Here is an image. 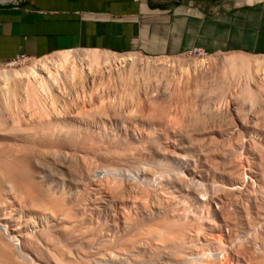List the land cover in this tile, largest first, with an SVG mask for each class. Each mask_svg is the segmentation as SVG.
Instances as JSON below:
<instances>
[{"label":"bare ground","instance_id":"bare-ground-1","mask_svg":"<svg viewBox=\"0 0 264 264\" xmlns=\"http://www.w3.org/2000/svg\"><path fill=\"white\" fill-rule=\"evenodd\" d=\"M174 59H176V58H174ZM174 59L168 57L167 55H163V56H149V55H142V54L140 55L138 52H135V51L116 52V51H102L101 49H96V48H94V49H86L85 48V49H81V50L56 51L53 54H49V55H45V56L36 58L34 63H32L30 65L21 66L19 68L8 67V68H1L0 69V264H142L143 260L141 259V257H144L143 255L147 256V264H155L154 262H156V261L153 262V257L155 255L159 254L158 249H159V247H161L162 244H167V245L172 247L169 249L166 248L167 250H169V252L166 250L167 253H169V254H170V252L173 253V255L172 254L169 255V256H172V259H174V258L179 259L181 257L180 251L183 250L182 249L183 246L181 244L182 241L180 240L182 237L181 236V232H182L181 227L183 226L182 224L184 222H186V220H188V219L185 220V217H188V216H185V215L183 216L181 214V213H184L186 211V209H188L187 205H184V206H187L186 209H184L185 207L183 208L184 211H183V209L180 210V212H181L180 214L178 212L179 210H177V209H180L182 207L180 205L181 207L179 206L180 207L179 208L177 205L180 204L181 198H182L181 195H183V194H181L180 196L178 195L179 198L181 197L180 200L178 199V201H177V199L175 198L176 199L175 200L176 203H175L174 199L171 200L173 198V197L171 198V196L174 194V192H173L174 190L172 189V187H170V185H166V186L163 185L165 188L168 186L167 190L170 187V191L173 192V194H171V196L169 193L170 191L167 192L166 196L169 194L168 196H170V198H171L170 199L168 197L170 199V202L167 203L166 202L167 200L163 199V196H161L162 197L161 199L159 196V194L161 195V193L164 191V189H165L164 187L162 188L163 190L162 191L160 190L161 192L158 193V192H156L157 187H155L156 189L154 188L155 191L150 189V187L153 186L150 183V181H149L150 186L148 185L149 187L147 186L148 188H146V186H144L142 184L143 183L142 181H145V180H142L141 183H139L138 180L133 182L135 179L132 180L131 176L129 177V175L132 174L133 175L132 177L135 178L134 177V171L139 173L140 172L139 168L141 167V166H139V164L141 163V162H139L140 160L138 161L139 164H136L138 159L136 160L135 157H133L129 154V153L134 151V150L132 151V149H131V148H133V145L135 144L134 142L137 141L138 142V143L136 142L137 145L139 144V142H140V144L143 143V145H141V146H144V144L147 146L153 145L155 147L154 149L156 151H159V148L160 149L163 148V147H161V145H163L162 143L164 142L163 140H162L163 142H161V140H160L161 137H159V141L161 142V145H160V143H158L155 140V139H158L156 137L158 135H156L154 133L153 134L156 135L155 136L156 138L154 136H152L154 138L147 137V134H145L144 136L140 134L141 136L138 135V137H137V136H135V134L139 130V125L137 127L138 130H136L137 132L134 131L135 130L134 128H136L137 124L135 125L134 128L132 127L133 131L135 132V134L133 135V133H132L133 131L128 127V125L124 126V124L122 123L123 125H121V127H118L119 130H117V131H120L121 134L126 135L128 137L129 142H130V140L132 142L134 141L132 143L133 144L132 147H131V144H130L131 142H130L128 144V146H126L127 149L123 148V150H125V152H124V155H122L123 150L121 149V146L117 143L120 141L118 138V136L120 134H118L117 137L115 136L117 138L116 140L115 139L112 140L114 137V134H112V132L108 131L109 134H111L110 135L111 136V141H110L111 144L114 146H115V144H118L120 147L119 149H121L122 152H121V150L119 151V149H118L119 153L117 151H115V152L111 151L110 154H109V152L104 154L106 151L105 147H104V153H100L101 147L103 149V146L100 147L99 142L103 141L105 138V136L101 135V132L103 129H104V131H106L105 130L106 125L104 123H103L104 126L101 124L105 128L100 130L101 131L100 132L98 129L100 127L96 128V126L92 123L93 119L92 120L90 119V121H91L90 122L89 120H84L83 118H81V115L80 116L79 115H70V117L67 115L61 116L62 115L61 112L64 113L63 109H65L66 103H64L65 104L64 106L60 105V103H61L60 101H62V100H64L65 102L70 100L72 102L71 98L70 99L68 98V100H67L66 97L68 95H69L68 97H70L71 94H73V93H74V95H76L77 94L76 92L80 89H81L80 92L82 93L84 88H86V89L90 88L92 93H93V94L90 93V95L94 96V90L96 89L95 88L96 83H97V85H98V83L104 85L101 87V88H103L102 89L103 93L104 92L106 93V91H109V90H107V88L112 90V88H114V86L116 88V86H121V85L129 86V89L133 88V85H135L139 91L138 86L141 85V88L146 89V87H147V85H149V83H152V85L155 84L153 82L158 83V85H160V86H165V88H166V86L169 83H171V81H173V82H175L174 85L177 86V85L181 84L180 86L184 87L185 83L187 82V79H189V77H192L194 72L199 70L198 74L195 73V74H197V77L193 79L194 84L195 83H197V85H200V84L206 85L207 84L209 92H213V91L215 92L216 90L218 92H223V91L229 90L231 87H232V89H233V87H236L237 92L239 91V92L243 93L244 96H241L242 98H240V99H239V96L238 97L237 96L236 97L235 96L234 97L229 96V98L228 97H223V98L220 97V99L223 102L218 103V105H216V110L220 111L222 109V107H221L222 104H224L225 109L232 115L233 120L230 122V120L232 118L231 119L229 118L230 120L229 119H228L229 121L224 120L225 121V123H224V121L222 122V119H224V118H222L220 121L226 125L225 128H224V125L222 127L217 126V128H215L217 124L218 125L221 124V122L220 123L216 122L217 124L214 125V128H212V129L209 128L207 131H204L205 129L204 130L202 129L203 131H201V133L199 134L200 139L207 137V139L208 138L210 139V142H209L210 144H207V142H208V141H206L207 139L202 140V142L206 141V142H204L203 145L197 144L198 145L197 151L199 150V153L197 154L198 156L197 155L196 156L198 158L200 156H203L204 158L209 157L210 159H212L211 157L214 158V156L220 152H222V154L224 153V155H226L227 152L229 153V151H228L229 148L227 147L228 148L227 149L226 145H228V142H229L230 145H228V146L229 147L233 146V145H231L230 141H232L233 144H235L234 143L236 141L235 137H237L239 135V134L238 135L236 134L237 132L234 129L235 125H236L235 127H237V125L239 127H241L242 130H244L243 132L248 133L247 136H244V137H247V139L244 138L245 143H247L246 144L247 147L251 141H254V144H251L252 143L251 142L250 146L251 145L252 146L254 145L253 147L257 146L256 148L261 149L263 152V148L261 146L264 145L263 144V142H264V129L261 128V125H260L261 129L253 127V125L248 123V120H247V122H245L244 121L245 117H243L241 112H240V110L242 112L244 110L239 109L240 106L238 105V103L239 102L245 103V101L264 103V99H261V98L257 99L258 98V95H257L258 91H256V90H264V55H254L251 57H248L246 54H228V55H225V56L221 57L222 61H219L222 63V65H220V67L222 66V68H221V70H219L218 74L214 73V71L213 72L205 71V69H207L209 67V64L212 63V62L208 63L205 58H196L193 61H188V59L187 60H180L179 58H178V60L177 59L174 60ZM220 67H218V68H220ZM213 68H215V67H213ZM189 83H191V82H189ZM150 86L151 85H149V87ZM159 88H161V87H159ZM186 88H187V86H186ZM98 89H96V90H98ZM124 89L127 90V88L122 87V90H124ZM151 89H153V88H151ZM151 89H150V91H151ZM111 90L109 93H111ZM158 90L159 89H157V91ZM130 91L133 92L132 90H130ZM136 91H137V89H136ZM142 91H143V89H142ZM114 92H116V91H114ZM128 92H129V90H128ZM183 94H186V92H184ZM198 94H202V93H198ZM77 95H79V94H77ZM90 95H88V96H90ZM79 96H77V97H79ZM81 96H83V95H81ZM93 96H91V97H93ZM96 96H98L96 98L100 99L99 96H102V93L100 95H96ZM105 96H107V95H104V97ZM129 96H131V95H129ZM91 97H89V98H91ZM189 97H192V96H189ZM194 97H196V96H194ZM198 97H196V99ZM200 97H201V95H200ZM208 97L205 96L204 98H208ZM101 98H103V97H101ZM183 98H184V95H183ZM98 99H95V100L97 101ZM118 99H116L117 100L116 103L119 102ZM184 99H186V98H184ZM190 99L192 100L193 98H190ZM73 100H75V99L73 98ZM90 100L92 101L93 98ZM107 100H108V98H107ZM109 101H110V99H109ZM73 102H75V101H73ZM79 102H80V100H79ZM87 102H86V104H87ZM101 102H102V100H101ZM106 102H108V101H106ZM187 102H189V100ZM191 102H193V100ZM210 102L211 101H209V104H210ZM212 102H214V100ZM116 103H115V105H116ZM197 103H196V105L199 108L201 105L199 103V105H200L199 106ZM204 103H208V102H203L202 106H204ZM230 103H231V105H229ZM232 103H234V105L237 103V106H233ZM76 104H73V105H76ZM79 104L80 103H78V105ZM100 104H102V103H100ZM104 104L105 103H103L102 107H104ZM179 104L182 105L181 103H179ZM194 104L195 103H193V105ZM73 105H72V107H73ZM88 105H90V104H88ZM88 105H86V106H88ZM112 105H114V104L111 103V105H109V107L111 108ZM119 105H120V102H119ZM213 105H211V106H213ZM67 106H68V104H67ZM91 106L93 107V105H91ZM182 106H184V105H182ZM182 106H180V108ZM74 107H73V110L77 106L75 108ZM83 107L85 109V104L83 105ZM92 107L90 110L95 109L94 107L93 108ZM97 107H98V111H94L95 114H96V112H98V113L100 112L99 111L100 110L99 105ZM118 107H119L118 109L122 110L123 106L121 104V106H118ZM204 107H203V109L206 108V107L205 108ZM213 107H212V109H213ZM79 108H82L81 105ZM154 108H155V106H154ZM159 108H163V107H159ZM166 108H168V107H166ZM184 108H185V106H184ZM207 108H208V106H207ZM252 108H254V107L251 106L250 109H252ZM263 108H264V106H262V109ZM84 109H81V110H84ZM103 109L104 108H102V110ZM106 109H104L106 112H107V110L109 111V109H107V110ZM113 109H115V108L113 107ZM191 109H192V107H191ZM77 110H78V112L81 111L79 109H77ZM86 110H87V108L85 109V112H86ZM102 110L100 113H102ZM110 110H112V109H110ZM151 110H153V109H151ZM196 110H194V111L196 112ZM199 110H200V108H199ZM253 110H256V109H253ZM162 111L163 110H161V112ZM179 111L180 110H178V112ZM189 111H190V107H189ZM67 112H68V110H67ZM81 112H83V114H84V111H81ZM81 112H80V114H82ZM87 112L85 114H87ZM117 112L115 111V114ZM123 112H124V109H123V111H121V114H122L120 116V117H122L120 119L121 121L124 119ZM143 112H141V113L143 114ZM174 112L175 111H173V113ZM199 112H201V110ZM209 112H210V110H209ZM245 112H248V111H245ZM257 112H256V114H257ZM260 112H258V113L260 114ZM6 113H8L9 114L8 116H11V117L7 118L6 116H4V114H6ZM73 113L77 114L75 111ZM89 113H92V115H93V112L90 111ZM100 113L98 114V117H99ZM155 113H157V111ZM158 113H159V110H158ZM158 113H157V117L159 115ZM181 113L183 114L184 112H181ZM187 113H188V111H187ZM206 113L208 114V112H206ZM263 113H264V111H263ZM69 114H71V113L69 112ZM111 114L108 115V113H106V115H108L110 117H111ZM124 114H125V112H124ZM144 114L147 115V114H151V113L145 112ZM162 114L163 113H161V116H162ZM256 114L254 113V111L249 112L248 113L249 121H252L253 119L257 118L258 115H256ZM106 115H105V117H108ZM112 115L115 116L114 112ZM117 115H120V113H118ZM173 115L176 116V114H173ZM191 115H194V113H192ZM211 115H210V117H211ZM20 116H23L25 118L20 117ZM87 116L90 117L89 114H87ZM140 116H138V117H140ZM142 116H143L142 118L144 121V120L148 119L146 117H148L149 115H147L146 117H144V115H142ZM150 116H152V115H150ZM177 116H176V119H180ZM188 116L189 115H187V117ZM196 116H197V114H195V119H197ZM207 116H205V117L208 118L209 121L204 122V123L209 124L210 119H213V118L209 119V117H207ZM260 116L262 117V113ZM260 116H259V119H260ZM85 117H86V115H85ZM89 117H88V119H89ZM154 117H155V114H154ZM187 117H186V119H187ZM189 117H188V119H189ZM215 117H217V115ZM100 118H101V116H100ZM125 118H127V117H125ZM136 118L137 117H135L134 119H136ZM149 118L151 120H153L152 119L153 117L152 118L149 117ZM159 118L162 119V121L165 120V119H163L164 117L159 116ZM202 118H204V116ZM206 118L204 120H206ZM96 119H98V118H96ZM138 119H140V118H138ZM150 119L147 120L148 122H143L142 126L148 125V123L150 122ZM171 119L172 118H170V120ZM198 119H199V117H198ZM245 119H247V118H245ZM259 119L257 118V120H259ZM100 120H102V119H100ZM124 120H126V119H124ZM154 120L158 122L159 119L157 118V120L156 119H154ZM215 120H218V119L215 118ZM136 121H137V119H136ZM140 121L142 122V120H140ZM165 121H167V120H165ZM180 121H181V119H180ZM190 121H188V122L190 123ZM198 121L199 120H197V122ZM213 121H214V119H213ZM263 121H261V122H263ZM184 122H182V124ZM199 122H201V118H200ZM96 123H98V122H96ZM189 123H188V125H189ZM210 123H212V122H210ZM150 124H152V123L150 122ZM162 124H163V126L161 128H163L166 123L164 124L162 122L161 125ZM185 124H187V120H186ZM194 124L195 123L192 124L194 126V128L199 127V126L197 127V124H195L196 126ZM213 124H214V122L212 123V125ZM158 125L160 126V124L157 123L156 127ZM177 125H179V124H177ZM102 126H101V128H102ZM112 126H113V124H112ZM169 126H172V125H169ZM193 126H191V128ZM201 126L202 125H200V128H201ZM145 127L147 128V126H145ZM148 127L150 128V126H148ZM156 127L151 129V130L153 131L154 129L158 128V127L157 128ZM178 127H180V125ZM184 127H186V125ZM189 127H190V125L188 126V128ZM149 128L147 130H149ZM159 128H158V130L160 131ZM172 128L173 127H171V129ZM191 128H189L187 130H186V128L185 129L182 128V129L184 131L185 130L190 131ZM112 129H113V127H112ZM114 129L115 130H113V133L116 131L117 128H114ZM171 129L167 128L166 130H168V131L170 130V132H172L173 129L172 130ZM177 129H176V133H177V131H180ZM182 129H181V131H182ZM107 130H109V129H107ZM166 130H164V132ZM142 131H144V129ZM168 131H166V132H168ZM140 132H141V130H140ZM194 132L198 133L199 131L197 132V130H196ZM226 132L230 133L229 134L230 136H232V135L234 136V134H235V137H233L234 139L230 140V141H229V139H230L229 137H228L229 139L227 137H224V138H226L225 139L226 145L221 143L224 147V150L226 148L227 152H226V150L223 151L222 145L220 147L219 144H214V139H213V137H215V136H218V138H219L220 136L227 135ZM251 132H255L259 138H261V139L263 138L262 139L263 142L259 140L258 143L259 142H262V143L261 144L256 143V141L258 140L257 139L258 137L256 138V137L252 136L250 134ZM104 133L107 134V132H104ZM195 133H194V135L193 134L192 135L195 136ZM109 134L107 136L108 139L106 138L107 140H110ZM116 134H117V132H116ZM148 134H149V132H148ZM150 134H152V132H150ZM161 134H163V133H161ZM169 134H172V133H169ZM243 134L244 133H242V135L240 134V137L243 136ZM181 135H183V131H182ZM186 136H188V135H186ZM251 136L257 140L256 141H255V139L253 140ZM122 137L120 139L124 140L125 136H122ZM169 137H171V135H169ZM189 138H190V133H189ZM198 138L194 137V139L192 141L195 143L196 142L195 139H198ZM191 139L190 140L188 139V140L190 142H192ZM123 140L120 141L122 143V144L121 143L120 144L126 145L127 143H123L124 142ZM175 140H177V141H175ZM242 140H243V137H242ZM242 140L240 138H238L237 139L238 143L236 141V144L241 146L239 144V141H242ZM171 141L174 143V145H173V143H171V145H173V147L170 148V149H172L170 151L171 152L170 153L171 160L168 161V159H165V161L163 162L164 158L161 159L160 157H155L154 161L155 160L157 161V162L155 161V163H157L155 165L154 161H151L153 163L150 162V159L153 156H155L154 154H152L150 159H149V157H148V160L144 159L148 163L150 162L149 168H150L151 164H154L156 167L161 166V165H163V167L164 166L168 167V165L170 164V166H171V164L173 162L176 164V167L178 166V170L181 168H184V170H187V172L190 176L189 178L192 179L191 182H189L191 184L190 187H188L189 184L187 185V183L185 182V179H188V177L184 178V175H186V173L183 170H182V173L184 175L181 172H176V173H174V179L173 180H174V182H178L180 185L181 184L185 185V183H186L185 186H187V187H185L186 193L184 195L190 194L189 196L193 197L195 203L197 201L198 202L204 201L208 204H210L211 202H212V204L214 202L216 203L217 200H221L220 197H222V196H220V197L217 196L218 198H215V196L217 194L219 195L220 192H222L224 194L223 195L224 198H225V195L229 196L228 194L230 192H231V194L234 193L233 196L235 195V193L236 194L240 193V198H241V193L243 194V192H241V190H242V187H241L242 177L241 176L242 175H240V173L237 171L238 169H234L235 167L233 168L232 166H229V164L223 166V164L220 163V161H218L219 164L222 165L220 168L219 164H216L215 162H214V165L210 164L209 163L210 161H208L205 158L207 163H209L211 165V166L210 165L209 166H210V170L213 173V175H212L213 178H210L208 176L205 177V175L208 174L209 171L205 174L204 168L203 169H201V168L195 169L194 166L197 167L196 164L195 165L193 164L194 165V166H192L193 168L189 167V163H190L189 160L193 157L195 160L196 156H193V155L196 153H194V152L191 154L186 153V152H189V151H187V146H186L187 144L185 145L184 141L181 138H179V139L174 138V140L172 139ZM222 141L224 142L223 138H222ZM211 142H213V143H211ZM242 142H244V141H242ZM107 143H109V142L107 141ZM194 143L192 144L193 149L196 150V147L194 148V146L196 144L194 145ZM205 143L207 145H205ZM255 143H256V146H255ZM158 144L160 145V147H158ZM118 145H117V147H118ZM124 145H123V147H125ZM139 145H138V147L140 148L141 146H139ZM171 145H169V146H171ZM259 145H260V148L258 147ZM188 146H189V143H188ZM128 147L131 150L129 153H127L129 150ZM138 147L135 146L136 149H138ZM145 147L146 146H144L143 148H145ZM244 147H245V145H244ZM247 147H245V148L247 149ZM253 147L252 148L250 147V148L253 149ZM143 148H141V149H143ZM147 148L148 147H146L144 151H146ZM165 148L167 149V147H165ZM237 148H238L237 146H236V149H235V146H233V148L229 149V150L230 151L232 150V152L233 151L235 152L236 150H238ZM250 148H249V150H251ZM154 149L149 148L147 150V153L149 150H151V152H149V154L152 153V151L154 152L155 151ZM166 149H165V152H166ZM239 149H241V148L239 147ZM261 150H257V151L254 150L255 152L253 154H256V152L259 151V153H258L259 157H261V159H262L263 154L260 155L262 153ZM165 152H163V154H165ZM120 153H122V154H120ZM89 154L91 156H93V157H91V159L96 158V160H98L97 162L99 163V165L102 164V166H104V169L102 168L100 170L101 166L99 168V167H97L98 165H95L96 160L93 159L94 162H92L91 159H89L87 157V156H89ZM161 154L159 156H161ZM186 154L187 155L190 154V156H186ZM224 155L220 154L221 157ZM162 156H165V155H162ZM227 156H228V154H227ZM187 157H191V158L189 159ZM221 157L219 159L222 160L225 156L223 158H221ZM87 158L90 160V163H89V160H87ZM158 159H159V161L162 160L161 165H159ZM216 159H218V158H216ZM216 159H214V161ZM86 160H87V162H85ZM144 160L142 159L141 161L145 162ZM152 160H153V158H152ZM187 160L189 163L187 162ZM224 160H222V161H224ZM128 161L132 162V164L133 163L136 164V165L131 164L132 167L135 169H132V167H130V168L128 167V169H125V167L129 163ZM198 161H199V159H198ZM125 162H127L126 166H124ZM169 162H171V163H169ZM216 162H217V160H216ZM254 162L252 161V163H254ZM82 163H85V165ZM87 163H89V167L90 166L92 167V163H94V167L89 168ZM122 163L124 164V165H122L123 167H121V166L116 167V165H118V164L121 165ZM81 164L84 165L85 168L88 167V170L93 169L94 176H96L95 173L97 175H99V171H102V172L106 171L108 173L112 170L113 172L115 171L116 173L114 172L115 173L114 174L113 172H111V175L108 173V175H110L112 177L111 179H108L109 176L108 175L106 176V174H105L106 178L104 176L102 178L105 180L108 179L106 182L103 181V183L102 182L95 183L97 181L96 180L94 182L95 184L91 183V185L95 186L94 188H96V191H95L96 193H93L91 195L90 193L88 194L89 191H86V194H88V195H83L82 191L80 193V191L77 189L78 188L77 186H79L78 185V171H80L78 169H80L79 166H81ZM86 164H87V166H86ZM144 164H146V162ZM175 164L174 165L172 164V170H174ZM256 164L258 165L260 163H256ZM109 165H111V167H109ZM141 165H143V164L141 163ZM146 165H148V164H146ZM146 165H143V166L146 167ZM216 165H217V167H219V169H217ZM230 165H232V164H230ZM248 165H250V163ZM84 166H82V167H84ZM112 166H115V167H112ZM261 166L263 167V169H261V171H262L261 173L264 174V171H263L264 166L263 165H261ZM163 167L161 166L160 168H163ZM255 167L257 168V166H255ZM85 168H83V170ZM98 168H99V171H96ZM157 168L160 169L159 167H157ZM143 169H144V167H143ZM146 169H144V170H146ZM81 170H82V168H81ZM83 170H82V172H83ZM85 170H87V169H85ZM130 170L132 171V173ZM141 170H142V168H141ZM163 170H164V168L162 169V172H163ZM169 170L172 171L171 169H169ZM90 171L89 172L87 171V173H89V175L91 174L92 176L91 175L90 176L93 177V174H92L93 172L90 173ZM124 171H128L129 173L127 172L125 174V173H123ZM147 171H148V169H147ZM258 171H259V169H258ZM82 172H79V173L83 174ZM85 172L86 171H84V173ZM106 172H104V173H106ZM143 172H145V171H143ZM112 173L114 174V176L115 175L117 176V173L120 174V176L122 174H123L122 176H124V174H125L126 176H128L126 179V182H121V180L123 178L115 176L116 178H120L119 179L120 181L118 179L116 180V178L113 177ZM256 173H255V175H256ZM261 173H259L260 176L262 175ZM214 174H217L219 176V179L221 178L220 183L215 182V180H214L215 175ZM83 175L85 176L86 174H83ZM83 175H81L80 177H82ZM89 175H87V176H89ZM239 175H240V177H239ZM195 176H197V177L200 176L199 179L201 178V176H202V178L204 177L205 182L204 181L201 182V181L197 180V178ZM89 177H87L88 178L87 180H89ZM100 177H99V179L103 180ZM168 177H169V180H171L170 175ZM256 177H257V175H256ZM262 177H264V176L262 175ZM194 178H196V180ZM84 179H86V177H83L81 180H83L82 182L83 183L85 182V184L87 185V183H86V181H84ZM97 179H98V177H97ZM99 179H98V181H99ZM90 180L93 181L94 179L90 178ZM147 180H149V179L147 178ZM169 180L167 179V182ZM89 181H88V183H90ZM122 181H124V180H122ZM171 182H173V181H171ZM83 183H81V185ZM85 184L82 185V188H83V186H85ZM144 184H145V182H144ZM168 184H169V182H168ZM180 185H179V187H180ZM183 186H182V188H184ZM91 188H92V186H91ZM173 188H175V187H173ZM197 188L198 189L203 188L202 189L203 193L201 194L202 196H200L199 195L200 193H198V191L201 192V189L198 190ZM79 189L81 190V187ZM246 190H247V188H246ZM252 190H255V188ZM252 190H251V192H252ZM157 191H159V190H157ZM165 191H166V189H165ZM182 191H183V189H182ZM243 191H245V190H243ZM90 192H92V191H90ZM177 192H178V190H177ZM183 192H180V190H179V193H183ZM196 192H197V195H196ZM245 193L248 194V192H245ZM253 193H254V191H253ZM162 194H165V193H162ZM238 194H237V197L239 196ZM173 196H176V194H174ZM230 197H232V195ZM230 197H228V198L231 199ZM129 198L130 199L132 198V201L127 200ZM213 198H215L217 200L214 201ZM162 199H163V201H162ZM183 199H185V198L183 197L182 200ZM187 199H188V195H187ZM189 199H190V197H189ZM172 201H174V202H172ZM221 201L223 202L224 199ZM255 201H254L255 206L254 207L252 206L254 210L252 209L251 211H255V213L258 215L256 217H258V219L260 220V217L262 215H261V213H258V211L260 210L261 206L260 207L257 206ZM177 202H178V204H177ZM186 202H187V200H186ZM234 202H236V201L234 200ZM230 203H232V202H230ZM115 205L120 207L119 211H116L113 208ZM175 207H177V208H175ZM220 207H221V205H220ZM222 207L224 209V206H222ZM225 207H226V205H225ZM226 208L228 209V207H226ZM241 208L243 209L244 206ZM176 210H177V212H176ZM228 210H229V212L232 213V211H230V209H228ZM228 210H225L226 213L228 212ZM237 211H238V208H237ZM186 212H188V211H186ZM212 212H213V216L215 217V219L218 216L217 213L220 212V214H219L220 216L222 214L221 209H219V212H217V213L214 211H212ZM229 212H228V215H229ZM226 213H223V215H226V217H227L228 215ZM238 213H240V212L238 211ZM244 213H245V215H244V217H242V216H240V214L238 216V214L233 212L232 216L235 217L234 214H236L238 216V219L237 218L233 219L231 215H229V216L233 220L230 217H227V219H225V221L229 220V218L231 219V221H229V222H232V224L229 225V223H227L229 225L228 227L231 229V231L226 234L227 235L226 239L224 241V244L222 245V247H224V248L220 247L222 244L221 240H220L221 244L218 248H219V250L220 249L226 250L227 255L224 254L225 253L224 252L222 254L223 256L227 257L229 253L232 254L231 258L230 257L229 258L235 259L234 260L235 262H232L230 264H233V263L243 264L239 260L244 259L245 257H242L239 259L238 256H240V254H242V256H246V255H244V254H246L244 252H247L246 250L248 248L245 249L243 246L242 247L243 251H242V250H240L241 248H239V247L242 245H246V244L250 243L249 242L250 240L248 242H245L244 240L247 241V239H249V237H251L250 234L253 232V228H252L253 225H251V224L249 225L248 218H247V212L244 211ZM177 214L182 215L179 217H182V218L184 217L185 221L182 218H180L179 220L182 219L183 222L179 221L178 220L179 217ZM185 214L188 215L187 213H185ZM226 217L224 216V218H226ZM193 219H191V220H193ZM258 219H256L257 222H258ZM178 221H179V223H178ZM215 221H217V219ZM222 221H224V220H222ZM189 223H192V225H195V227L197 225V224H193V223H195V220L193 222H189ZM189 223H188L189 227L192 226ZM221 223L223 224V222H221ZM221 223L218 222V225L221 226L220 225ZM227 224H225V226ZM244 224H246V225L248 224L251 227L248 228V226H246L247 229H245V231H244V229H243V227L245 226ZM214 225H215V223H214ZM255 225H254V228H255ZM211 226H212V224H211ZM257 226H259V222H258ZM187 227H185L184 230ZM219 229H220V227H219ZM250 229L252 231H250ZM259 229L257 230L258 232H259ZM246 230H248V231H246ZM255 231H254V233H252V236L254 237L253 238L254 241L257 243V240H255V236L257 239V237L260 235L255 234ZM232 232H235V234L233 235ZM237 232H240V233H237ZM179 236H181L180 239H179ZM220 237H221V235H220ZM222 237L224 238V236H222ZM148 238L156 240L154 242H156L159 246L156 244L158 247L153 248V249L158 250L157 252L156 251L147 252L148 248L146 249L147 246H145L144 242L145 241L147 242ZM219 239H222V238H219V236H218V241H219ZM178 240L181 242L180 245L182 247L180 245H178V243H179ZM215 241H216V239H215ZM243 241L245 242V244L243 243ZM255 242H253V243H255ZM203 243H202V245H203ZM217 243H219V242H217ZM241 243H242V245H241ZM205 244L207 246L204 245V247H208L209 244L211 246V243H209V241L205 242ZM167 245H165V246L167 247ZM163 246L164 245H162V247ZM178 246H180V248L182 250H180V248H179V251H178L177 250ZM217 246H218V244H216V247L215 246L214 247L218 250ZM246 247H248V246L246 245ZM254 247H256L255 244H254ZM162 249H165V247H163ZM216 249H214V250H216ZM255 249H257V248H255ZM204 250H206V249L204 248L203 251ZM258 250H260V249H258ZM182 253H183L182 255L184 256V251ZM206 254L209 255V253H207V250H206L205 254H203L202 257H205L204 255H206ZM212 254H214V253H212ZM160 256H159V259L161 258ZM215 256H217V255H215ZM190 257H191V255H190ZM214 257H212V259ZM259 257H263V256H259ZM165 258H167V257H165ZM165 258H163V259H165ZM184 258H185V256H184ZM215 258L213 259V261L216 260L214 262H217L218 260H219L218 262H221L220 259L217 260V258L216 259ZM169 259H167L165 263L163 262V264H166V263L168 264L169 262L173 261L172 259H171L172 261L171 260L169 261ZM178 259H176L177 260L176 264H181L182 261L179 262L180 260L178 261ZM193 259H195V258H193ZM193 259H190V262L193 261ZM198 259H201V257ZM208 259H211L210 255L208 258L205 259V261H208V263H211V262H209L211 260H208ZM224 259H225V257H224ZM260 259L262 260L263 258H260ZM196 260H197V258L195 259V261ZM221 260H223V258ZM160 261H157V262L159 263ZM162 261H164V260H162ZM202 261H203V259L201 260V263H202ZM224 261H226V259ZM161 262H160V264H161ZM197 262H198V260L196 261V263ZM214 262H213V264H214ZM229 262H228V264H229ZM193 263L195 264V262H192L191 264H193ZM199 263H200V261H199ZM204 263L208 264L207 262H203L202 264H204ZM263 263H264V261L259 262L258 264H263ZM187 264H189V261L187 262ZM220 264H223V263H220ZM224 264H226V263H224Z\"/></svg>","mask_w":264,"mask_h":264},{"label":"rangeland","instance_id":"rangeland-1","mask_svg":"<svg viewBox=\"0 0 264 264\" xmlns=\"http://www.w3.org/2000/svg\"><path fill=\"white\" fill-rule=\"evenodd\" d=\"M82 48H77V49H72V50H81ZM102 51H110V50H103V49H101ZM56 51H53V52H51V53H49V54H53V53H55ZM136 52V51H135ZM139 53V52H138ZM49 54H47V55H49ZM140 55L142 54V53H139ZM228 54H246L248 57H251V56H254V55H264V54H250V53H244V52H236V51H219V52H214V53H206V54H204V55H200V56H196V55H188V54H176V55H167L168 57H170V58H172V59H174V58H176L177 60H178V58L180 59V60H187L188 59V61H193V60H195L196 58H205L206 60H207V62L209 63V62H212V63H210L209 64V67L207 68V69H205V71H208V72H213L214 71V73H219V70H221V68H222V66L220 67V65H222V63L221 62H219V61H222L221 60V57H223V56H225V55H228ZM142 55H145V54H142ZM44 56V55H43ZM41 57V56H40ZM217 57V58H216ZM36 58H39V57H28L27 59H21V60H10V61H7V62H2V63H0V69L1 68H8V67H16V68H19V67H21V66H25V65H30V64H32V63H34V61L36 60ZM176 59H174V60H176ZM218 63V64H217ZM218 67H220V68H218ZM213 67H215V68H213ZM218 68V69H217ZM211 69V70H210ZM218 71V72H217ZM198 72H199V70L198 71H196V72H194V74H193V76L192 77H189V79H187V82L185 83V85L187 86V88H186V86L184 85V87L183 86H180L181 84H179V85H174V83L175 82H173V81H171V83H169L167 86H166V88H165V86H160V85H158V83H156V82H153V83H155V84H153L152 85V83H149V85H151L150 87H149V85H147V87H146V89L145 88H141V85L140 86H138L139 87V91H138V88L135 86V85H133V88H131V89H129V86H126V85H121V86H116V88H115V86H114V88H112V90L111 89H108L107 88V90H109V91H106V93L104 92H102V89L103 88H101L102 86H104V85H102V84H99L98 83V85H97V83L95 84L96 86H95V88L96 89H98V90H94V96L93 95H90V93H92V91H91V89L90 88H84L83 89V91H82V93L80 92L81 91V89L80 90H78L76 93L77 94H79V95H77L76 93V95H74V93L73 94H71V96L70 97H66V99L68 100V98L70 99H72V102L70 101V100H68L67 102H65L64 100H62V101H60L61 103H60V105L61 106H64L65 104L64 103H66V107H65V109H63L64 110V113L63 112H61L62 113V115L61 116H69L70 117V115H81V118H83L84 120H89L90 121V119L92 120V123L96 126V128H98V127H100V128H98L99 129V131L100 130H102L103 128H107V129H109V130H107L106 128H105V130L106 131H104V129L102 130V132H101V135H103V136H105V138H104V140L103 141H100L99 143H100V147L101 146H103V149H102V147H101V150H100V153H104V147H105V153L104 154H106L107 152H109V154H110V152L112 151H117L118 152V149L120 148L119 147V145L121 146V149L123 150V148H125V149H127V147L126 146H128V144L130 143L131 144V147H132V143L134 142H132L131 140H130V142L128 141V137L126 136V135H124V134H121L120 133V131H117V130H119L118 129V127H121V125H123L124 124V126L126 125H128V127L133 131V129H132V127L134 128L135 127V125H136V128H134L135 130V132H137L136 130H138L137 129V127H138V125H139V130H138V132L135 134V132L133 131L132 133H133V135L135 134V136H137L138 137V135L139 136H141V135H145V134H147V137H150V138H154L156 135H158V136H156L158 139H155L158 143H160V145H161V142H163L162 144L163 145H161V147H163V148H159V151H156L154 148V146L153 145H149V146H147V145H145L144 144V146H146V147H148L147 148V150L150 148V149H154L155 151L153 152L152 151V153H150L149 154V152H151V150H149L148 151V153H147V150L146 151H144L145 150V148H143L144 146H141V145H143V143L142 144H140V142H139V146H141L140 148L138 147V145L136 144V142L137 141H135L134 143V145L136 146V147H138V149H136L135 148V146L133 145V148H131L132 149V151L133 152H131V153H129L131 150L129 149V147H128V152L127 153H129L131 156H133V157H135L136 158V160H137V163L136 164H139L138 163V161L139 162H141L143 165H146V164H148V165H146V167L145 166H143V165H141V163L139 164V166H141L140 168H139V170H140V172L139 173H137V172H135L134 171V177L135 178H133L132 176V174H130L129 175V177L131 176V179L133 180V179H135L133 182H135V181H137L138 180V182L139 183H141V181L142 180H145V181H142L143 183V185L144 186H146V188H148L149 186H150V184H149V181H150V183L153 185L152 187H150V189H152V190H154V188L155 187H157V189H156V192H158V193H160L163 189V187L164 186H166V185H170V187H172V189L174 190H172L173 192H174V194H176V196L178 197H176V196H173L174 194H173V192H171L170 191V187H169V189L167 190V188H168V186L165 188L166 189V191H165V189H164V191L162 192V193H165V194H162L161 193V195L159 194V196H160V199L162 198L161 196H163V199H165V200H167L166 202L168 203V202H170V199L171 200H173L174 199V201L177 199V201H178V199L180 200V198L182 197H184L185 199H183L182 200V198H181V202H180V204L179 205H177L180 209H177V210H179L178 212H179V214L181 213L180 212V210H182L184 207V209H186L187 208V206H188V209H186V211H188V212H184V213H181L183 216L185 215V216H188V217H185V220L186 219H188V220H186V222H184L183 224L181 223V222H183L182 221V219L184 220V217L182 218V217H179V216H182V215H179V214H177L178 215V220L180 219V218H182L181 220H179V221H181L180 223L183 225L182 227H181V236H179V239H180V237H181V241H182V243L179 241V243H178V245H180V243L182 244V246H183V250L180 248V246H178V248H177V250L179 251V248H180V250H182V251H180V253H181V257L183 258H174V259H172V256H169L170 254H172L173 255V253L172 252H170V254L169 253H167V251L169 252V250H167V249H169V248H172L171 246H169V245H167V244H162V245H164L163 247H165V249H162L163 247H162V245H161V247H159V254H157V255H155L154 257H153V262L154 261H156V262H154L155 264H157L158 262L157 261H162V260H164V261H160L161 262V264H163V262L165 263L166 262V260L167 259H169L170 257V259H169V261L171 260L172 262H169L168 264H176L177 263V260L176 259H178V261L179 262H181V264H187V262L189 261V264H191L192 262H195V264H202L203 262H207L208 263V261H205V259L206 258H208L209 257V255H210V257H211V259H208V260H211V261H209V262H211V263H208V264H213V262L214 261H216V260H214L213 261V259L216 257L217 258V260L218 259H220V261L221 262H214V264H220V263H226V264H228V262H229V264L230 263H232V262H235L234 260L235 259H230L231 258V253H229L228 254V256L226 257V256H223L222 254L224 253V254H226L227 255V253H226V250H222V249H220L219 250V246H220V244H221V241H222V244H221V248H224V247H222V245L224 244V241H225V239H226V231L228 230V233L231 231V229L228 227L230 224H232V222H229V221H231V219L233 218H237L238 219V216H239V214H240V216H242V217H244V215H245V213H244V211H246L247 212V218H248V223H249V225L251 224V225H253L252 226V228H253V232L252 233H254V231H255V234H257V235H259L260 233L257 231L259 228V231L261 230V227H259V226H257V224H258V222H259V219H258V217H256V216H258L256 213H255V211H251L252 209H253V207L255 206V203H254V201L256 202V205L257 206H261V208H260V210L258 211V213H261V215H262V213L264 212V177H262V175L264 176V174L263 173H261L262 171H261V169H263V167L261 166V165H263L264 166V142H263V138L261 139V138H259L258 136H257V134L255 133V132H251L250 134L252 135V136H254V137H258L257 139H255L254 137H252V139L254 140L255 139V141H256V143H258V141L260 140V141H262L263 142V146H261L262 148H263V152H262V150L261 149H258V148H256L257 146H256V143H255V146L256 147H253L252 145L250 146V143L251 144H254V141H251L250 143H249V145H248V147H247V143H245V139H247V137H244V136H247V134L248 133H246V132H243L244 130H242V128L241 127H239L238 125H237V127H235L234 126V129L236 130V134L239 136H237L238 138H240L241 140H242V137H243V140L242 141H244V142H242V141H239V144L242 146H239L238 144H236V141H237V137H235V134H234V136L232 135V136H230L229 134L230 133H228V132H226L227 133V135H225V136H220L219 138H218V136H215V137H213V139H214V144H219L220 145V147H221V143H223V144H225L226 145V142H225V139L226 138H224V137H229L228 139H229V141L230 140H233L234 138L233 137H235L236 138V141L234 142L235 144H233V142L232 141H230L231 142V145H233V146H235V149H236V146L238 147L237 149L238 150H236L235 152L233 151L232 152V150L230 151L229 149H232L233 148V146H231V147H229L228 145H230V143L228 142V145H226V148L228 149V151H229V153L227 152V150H226V148H225V150H226V152H227V154H228V156H227V154L226 155H224V153L222 154V152H220V153H218V154H216L215 156H214V158L213 157H211L212 159H210L209 157H205L208 161H210L209 163L210 164H213L214 165V162L216 163V164H219V162L218 161H220V163H222L223 164V166L224 165H228L229 164V166H232L234 169H238L237 171L240 173V175H242L241 177H243V179H245L244 180V182L241 184V187H242V190H241V192H243V194L241 193V198H240V193L238 194L239 196L237 197V194L235 193V195L233 196V194L234 193H232L231 194V192L228 194L229 196H227V195H225V198H224V194L222 193V192H218L219 193V195L217 194H215L216 196H215V198H218L217 196H222V197H220V199L221 200H223L224 199V203L221 201V200H217V199H215V198H213L214 199V201H216V203L214 202L213 204H212V202L210 203V204H208V203H206V202H204V201H197L196 203L194 202V199H193V197L192 196H189L190 194H187L188 195V199H187V195H184L185 193H186V190H185V187H187V186H185L186 185V183H187V185L189 184V186L188 187H190L191 186V184L189 183V182H191V180L192 179H190L189 177V174H188V172H187V170H184V168H181V169H179L178 170V166L176 167V164L175 163H173L172 161V164L174 165L175 164V167H174V170H172V164H171V166H170V164L168 165V167L167 166H164L163 167V165H161V162H162V160L161 161H159V159L161 158H164V160H163V162L165 161V159H168V161H170L171 160V158H170V151L172 150V149H170V148H172L173 147V145H174V143L171 141L172 139L174 140V138L176 139H179V138H181L183 141H184V144L187 146V151H189V152H186V153H196V154H192L193 156H196L198 153H199V150L197 151V149H198V145H203L204 144V142H206V141H208L207 142V144H210L209 142H210V139L208 140L207 139V137L206 138H202V139H200V133H201V131H203L204 129V131H207L209 128H214V125H216L217 123H220L221 121V119L222 118H224V119H222V122L224 121V120H226V121H229L231 118H232V115L225 109V107H224V104H222V109L220 110V111H218V110H216V105H218V103H222L223 101L220 99V97H228L229 98V96H239V99L240 98H242L241 96H244L243 95V93H241V92H237V88L236 87H233V89H232V87L229 89V90H227V91H223V92H218L217 90L214 92H209L208 91V85L206 84H200V85H197V83H193V79L194 78H196L197 77V74H198ZM195 73H197V74H195ZM191 79V80H190ZM189 82H191V83H189ZM156 85V86H155ZM192 85V86H191ZM205 85V86H204ZM98 86V87H97ZM113 87V86H112ZM120 87V88H119ZM122 87H124V88H127V90L126 89H124V90H122ZM159 87H161V88H159ZM101 88V89H100ZM150 88H153V89H151V91H150V89L148 90V89ZM163 88V89H162ZM165 88V89H164ZM186 88V89H185ZM135 89V90H134ZM136 89H137V91H136ZM142 89H143V91H142ZM157 89H159L158 91H157ZM167 89V90H166ZM181 89V90H180ZM190 89V90H189ZM232 89V90H231ZM101 90V91H100ZM110 90H111V93H109L110 92ZM128 90H129V92H128ZM130 90H132L133 92H131ZM141 90V91H140ZM146 90V91H145ZM148 90V91H147ZM165 90V91H164ZM234 90V91H233ZM99 93H98V92ZM114 91H116V92H114ZM145 91V92H144ZM165 93H164V92ZM181 91V92H180ZM193 91V92H192ZM232 91V92H231ZM256 91H260L259 93L257 92V95H258V98L257 99H259V98H261V99H264V90H256ZM89 92V93H88ZM97 92V93H96ZM102 93V96H99V98L102 100V102H101V100L100 99H98V98H96V97H98V96H96V95H100L101 93ZM140 92V93H139ZM144 92V93H143ZM184 92H186V94H183ZM209 92V93H208ZM87 93V94H86ZM109 93V94H108ZM118 93V94H117ZM131 93V94H130ZM147 93V94H146ZM198 93H202V94H198ZM93 94V93H92ZM96 94V95H95ZM107 95V96H105L104 97V95ZM81 95H83V96H81ZM87 95V96H86ZM88 95H90V96H88ZM110 97H109V96ZM129 95H131V96H129ZM183 95H184V98H186V99H184L183 98ZM199 97H198V96ZM200 95H201V97H200ZM256 95V96H257ZM74 96V97H73ZM76 96V97H75ZM77 96H79V97H77ZM85 96V97H84ZM91 96H93V97H91ZM189 96H192V97H189ZM194 96H196V97H198L197 99H196V97H194ZM208 97V98H204V97ZM84 97V98H83ZM89 97H91V98H89ZM101 97H103V98H101ZM108 98V100H107V98ZM117 97V98H116ZM73 98L75 99V100H73ZM86 98V99H85ZM93 98V102L90 100V99H92ZM113 98V99H112ZM119 98V99H118ZM190 98H193L192 100H193V102H191L192 100L190 99ZM202 98V99H201ZM244 98V97H243ZM64 99V98H63ZM77 99V100H76ZM82 99V100H81ZM89 99V100H88ZM95 99H98L97 101L95 100ZM104 99V100H103ZM109 99H110V101H109ZM116 99H118V101L120 102V105H119V102L118 103H116L117 102V100ZM196 99V100H195ZM209 99V100H208ZM79 100H80V102H79ZM113 100V101H112ZM189 100V102H187ZM207 100V101H206ZM214 100V102H212ZM73 101H75V102H73ZM85 101V102H84ZM88 101V102H87ZM91 101V102H90ZM104 101V102H103ZM106 101H108V102H106ZM122 101V102H121ZM156 101V102H155ZM198 103H197V102ZM209 101H211L210 102V104H209ZM217 101V102H216ZM84 102V103H83ZM86 102H87V104H86ZM90 102V103H89ZM95 102V103H94ZM99 102V103H98ZM110 102V103H109ZM177 102V103H176ZM185 102V103H184ZM191 102V103H190ZM203 102H208V103H204V106L206 107H204V106H202L203 105ZM70 103V104H69ZM78 103H80L79 105H78ZM93 103V104H92ZM100 103H102V104H100ZM103 103H105L104 104V107H102V105H103ZM111 103L112 104H114V105H112L111 106V108L109 107V105H111ZM115 103H116V105H115ZM125 103V104H124ZM155 103V104H154ZM179 103H181L182 105H184L185 106V108H184V106H182V105H180ZM189 103V104H188ZM193 103H195L194 105H193ZM196 103L199 105V103H200V105L202 106H200L199 108H200V110H201V112H199L200 110H199V108H198V106L196 105ZM63 104V105H62ZM67 104H68V106H67ZM73 104H76V105H73ZM85 104V109L87 108V110H86V112H87V114H89L90 115V117L89 116H87V114H85L86 112H85V109H84V107H83V105ZM88 104H90V105H88ZM108 104V105H107ZM121 104H122V110L121 109H118L119 107L118 106H121ZM215 106H214V105ZM72 105H73V107L75 106H77L74 110H73V107H72ZM80 105H81V107L82 108H79L80 107ZM86 105H88V106H86ZM91 105H93V107L96 109H94V110H90L91 109ZM99 105V107H100V112H101V110H102V108H104V109H112V110H110L109 109V111L107 110V112L104 110H102V113H100V115H99V117H98V112H96V114L94 113V111H98V106ZM107 105V106H106ZM166 105V106H165ZM196 105V106H195ZM211 105H213V106H211ZM229 105H231V103L229 104ZM232 105L233 106H237V103L234 105V103H232ZM238 105L240 106V108L239 109H243L244 111L242 112L241 110H240V112H241V114H242V116L243 117H245V118H247V119H245L244 118V121L245 122H247V120H248V123L249 124H251V125H253V127H256V128H258V129H264V113H263V111H264V108L262 109V106H264V103H256V102H250V101H245V103L243 102V103H238ZM262 105V106H261ZM79 106V107H78ZM91 106V107H90ZM154 106H155V108H154ZM179 106V107H178ZM180 106H182L181 108H180ZM190 107V111H189V107ZM207 106H208V108H207ZM210 106V107H209ZM254 107V108H252V109H250V107ZM92 107V108H93ZM113 107L115 108V109H113ZM126 107V108H125ZM159 107H163V108H159ZM166 107H168V108H166ZM171 109H170V108ZM191 107H192V109H191ZM203 107L206 109H203ZM212 107H213V109H212ZM72 108V109H71ZM159 108V109H158ZM176 108V109H175ZM179 108V109H178ZM184 108V109H183ZM224 108V109H223ZM77 109H79V110H81V109H84V110H81V111H84V114H83V112H81L82 114H80V112H78V110ZM123 109H124V112H125V114H124V112H123V116H124V119H126V120H120L122 117H120L122 114H121V111H123ZM151 109H153V110H151ZM157 111V113H158V110H159V115H158V117H157V113H155L156 111ZM165 109V110H164ZM168 109V110H167ZM175 109V110H174ZM196 110V112L194 111V110ZM210 110V112H209V110ZM253 109H256V110H253ZM261 109V110H260ZM67 110H68V112H67ZM119 110V111H118ZM121 110V111H120ZM161 110H163L162 112H161ZM178 110H180L179 112H178ZM182 110V111H181ZM205 110V111H204ZM261 112H260V111ZM72 111V112H71ZM78 112L77 114H75V113H73V112ZM93 112V115L96 117V118H98V119H96L93 115H92V113H89V112ZM114 112V115L115 116H113L112 114H113V112ZM115 111L117 112L116 114H115ZM139 111V112H138ZM144 111V112H143ZM153 111V112H152ZM168 113H167V112ZM170 111V112H169ZM173 111H175L174 113H173ZM187 111H188V113H187ZM194 111V112H193ZM203 111V112H202ZM213 111V112H212ZM215 111V112H214ZM223 113H222V112ZM245 111H248V112H245ZM252 111H254V113L256 114V112L258 111V112H260V114L257 112V114L256 115H258L257 116V118L259 119V116L261 115V113H262V117L260 116V121L259 120H257V118H255V119H253L252 121H249V119H248V113L249 112H252ZM69 112L71 113V114H69ZM108 113V115H110L111 113V117L110 116H108V115H106V113ZM111 112V113H110ZM141 112H143V114L141 113ZM151 113V114H147V115H149L148 117H146L147 115L146 114H144V113ZM163 113L162 114V116H161V113ZM172 112V113H171ZM181 112H184L183 114L181 113ZM206 112H208V116L205 114ZM212 112V113H211ZM227 112V113H226ZM73 113V114H72ZM105 113V114H104ZM118 113H120V115H117ZM192 113H194V115H191ZM202 113V114H201ZM65 114V115H64ZM129 114V115H128ZM139 114V115H138ZM154 114H155V117H154ZM166 114V115H165ZM173 114H176V116L178 117V118H180L181 119V121H180V119H176V116L175 115H173ZM181 114V115H180ZM186 114V115H185ZM195 114H197V119H195ZM212 114V115H211ZM9 114L8 113H6V114H4V116H6L7 118L8 117H11V116H8ZM21 115V114H20ZM85 117V115H86V119L83 117V116ZM105 115L106 116H108V117H105ZM126 115V116H125ZM136 115V116H135ZM141 115V116H140ZM142 115H144V117H146V118H148V119H150L149 117H153L152 119L153 120H151L150 119V122L152 123V124H150V122L148 123V125H143L142 126V123L143 122H148L147 120H144L143 121V116ZM150 115H152V116H150ZM184 117H183V116ZM187 115H189L188 117H189V119H188V117H187ZM202 115V116H201ZM210 115H211V117H210ZM217 115V117H215ZM100 116H101V118H100ZM138 116H140V117H138ZM159 116L160 117H164L163 119H165V120H167V121H165V120H163L162 121V119H160L159 118ZM169 116V117H168ZM171 116V117H170ZM174 116V117H173ZM182 116V117H181ZM201 116V117H200ZM204 116V118H202ZM205 116H207V117H209V119L210 118H213L214 119V121H213V119H210V122H214V124L212 125V123H210L209 122V124H207V123H204V122H208L209 120H208V118H206ZM213 116V117H212ZM227 116V117H226ZM20 117H23V116H20ZM28 117V116H27ZM88 117H89V119H88ZM103 117V118H102ZM125 117H127V118H125ZM135 117H137L136 119H137V121H136V119H134ZM167 117V118H166ZM186 117H187V119H186ZM198 117H199V119H198ZM242 117V118H243ZM23 118H25V117H23ZM107 118V119H106ZM119 118V119H118ZM138 118H140V119H138ZM157 118L160 120H158V122L157 121H155L154 119H156L157 120ZM170 118H172L171 120H170ZM192 118V119H191ZM200 118H201V122H199L200 121ZM206 118V120H204ZM215 118H217L218 120H215ZM230 118V119H229ZM95 119V120H94ZM100 119H102V120H100ZM145 119V118H144ZM187 120V124H185L186 123V120ZM204 121H203V120ZM229 119V120H228ZM105 120V121H104ZM140 120H142V122L140 121ZM183 120V121H182ZM191 120V121H190ZM197 120H199L198 122H197ZM233 120V118L230 120V122ZM88 121V122H89ZM104 121V122H103ZM115 121V122H114ZM176 121V122H175ZM180 121V122H179ZM185 121V122H184ZM188 121H190V123L188 122ZM203 121V122H202ZM261 121H263V122H261ZM91 122V121H90ZM89 122V123H90ZM96 122H98V123H96ZM138 122V123H137ZM158 124H160V126L158 125L157 127L160 129V131L158 130V128L156 127V125H157V123ZM163 122L164 124H165V126L163 127V128H161L162 126H163V124L161 125V123ZM179 122V123H178ZM182 122H184L183 124H182ZM192 122V123H191ZM217 122V123H216ZM221 122V124H217L216 125V127L215 128H217V126L218 127H222L223 125H224V128H225V121H224V123H222ZM234 122V121H233ZM236 122V121H235ZM106 125L105 127H103L104 126V124ZM123 123V124H122ZM188 123H189V125H190V127L189 128H191V126H193L192 124L193 123H195V124H197V127L198 128H194V126L190 129V131L188 132V131H186L187 129H189L188 128ZM227 123V122H226ZM255 123V124H254ZM103 126H102V125ZM112 124H113V126H112ZM131 124V125H130ZM141 124V125H140ZM156 124V125H155ZM177 124H179L180 125V127H178L179 125H177ZM194 124V125H195ZM206 124V125H205ZM99 125V126H98ZM134 125V126H133ZM169 125H172V126H169ZM186 125V127H184V126ZM200 125H202L201 126V128H200ZM260 125H261V128H260ZM101 126H102V128H101ZM111 126V127H110ZM115 126V127H114ZM131 126V127H130ZM145 126H147V128L145 127ZM148 126H150V128L148 127ZM154 126V127H153ZM182 126V127H181ZM196 126V125H195ZM112 127H113V129H112ZM157 128V129H154L153 131L151 130V129H153V128ZM171 127H173L172 129H171ZM114 128H117L116 129V131L113 133V130H115ZM141 128V129H140ZM149 128V130H147ZM167 128H169V129H171L172 130V132H170V130L168 131V130H166ZM178 128V129H177ZM183 128V129H185L186 128V132L182 129V131H183V135H181L182 134V131H181V129ZM240 128V129H239ZM97 129V130H98ZM144 129V131H142ZM176 129L177 130H180V131H177V133H176ZM199 129V130H198ZM203 129V130H202ZM140 130H141V132H140ZM147 130V131H146ZM158 130V131H157ZM164 130H166V131H168V132H164ZM196 131L197 130V132L198 133H195L194 131ZM108 131H110V132H112V134H114V137H113V139L112 140H116L117 138V136H118V134H120L119 136H118V138H119V140L121 141V140H123V139H120L122 136H125L124 137V142L123 143H127L126 145H124L125 147H123V145H121L122 143L119 141V142H117L118 144H115V146L114 145H112L111 144V134H109V132ZM162 131V132H161ZM240 131V132H239ZM104 132H107V134L106 133H104ZM116 132H117V134H116ZM144 132V133H143ZM148 132H149V134H148ZM150 132H152V134H150ZM157 132V133H156ZM180 132V133H179ZM193 132V133H192ZM156 134V135H154V134ZM161 133H163V134H161ZM169 133H172V134H169ZM174 133V134H173ZM188 133V134H187ZM189 133H190V138H189ZM194 133H195V136H193L194 135ZM242 133H244L243 134V136H241L240 137V134L242 135ZM106 134V135H105ZM108 134H109V139L110 140H107L108 139ZM141 134V135H140ZM171 135V137H169V135ZM188 135V136H186V135ZM193 134V135H192ZM151 135V136H150ZM173 135V136H172ZM192 135V136H191ZM256 135V136H255ZM113 136V135H112ZM116 136V137H115ZM152 136H154V137H152ZM182 136V137H181ZM185 136V137H184ZM199 138H198V137ZM155 137V138H156ZM159 137H161V142L159 141ZM194 137H196V138H198V139H195V141L197 142H193L192 140L194 139ZM224 139V142L222 141V138ZM107 138V139H106ZM123 138V137H122ZM187 138V139H186ZM192 138V139H191ZM221 138V139H220ZM245 138V139H244ZM191 139V141L192 142H190L189 140ZM203 139H207L206 141H204V142H202V140ZM227 139V140H228ZM109 142V143H107V141ZM126 140V141H125ZM163 140V141H162ZM188 140V141H187ZM226 140V141H227ZM175 141H177V140H175ZM187 141V142H186ZM220 141V142H219ZM222 141V142H221ZM186 142V143H185ZM201 142V143H200ZM216 142V143H215ZM219 142V143H218ZM262 142H259L260 144L262 143ZM121 143V144H120ZM138 143V142H137ZM168 143V144H167ZM171 143H173V145H171ZM188 143H189V146H188ZM194 143V145L196 144H198L197 146L195 145L194 146V148L196 147V150L195 149H193V144ZM211 143H213V142H211ZM237 143H238V141H237ZM242 143V144H241ZM258 143V144H259ZM165 144V145H164ZM206 143H205V145H207ZM117 145H118V147H117ZM160 145L158 144V147H160ZM169 145H171V146H169ZM192 145V146H191ZM244 145H245V147H247V149L244 147ZM169 146V147H168ZM165 147H167V149L169 150H167ZM203 147V146H202ZM239 147L241 148V149H239ZM253 147V149L255 150V151H257V150H261V154L260 155H262V159H261V157H259V151L258 152H256V154H253L255 151L253 150V149H251V148ZM259 148H260V145L258 146ZM135 148V149H134ZM141 148H143V149H141ZM222 148H223V151H225L224 150V147H223V145H222ZM244 148V149H243ZM249 148L251 149V150H249ZM108 149V150H107ZM111 149V150H110ZM115 149V150H114ZM121 149H119V151L121 150ZM165 149H166V152H165ZM257 149V150H256ZM103 150V151H102ZM122 150H121V152H122ZM234 150V149H233ZM245 150V151H244ZM165 152V154H163V152ZM168 151V152H167ZM124 152H125V150H123V154L122 153H120V154H122V155H124ZM159 152V153H158ZM251 152V153H250ZM119 153V152H118ZM162 153V154H161ZM128 154V155H129ZM152 154H154L155 156H153L152 158H153V160H152V158L150 159V157L152 156ZM161 154V156H159ZM190 154H186V156H190ZM220 154L221 155H224V156H220ZM162 155H165V156H162ZM90 156V157H89ZM89 156H87L89 159H91V157H93V156H91L90 154H89ZM169 156V157H168ZM192 156V157H193ZM198 156V155H197ZM195 157L196 159L194 160V157L193 158H191V157H187V158H191L190 160H189V162H188V160H187V162L189 163V167L190 168H193L192 166H194L195 164H196V166L197 167H195L194 166V168L195 169H197V168H201V169H203L204 168V173L206 174L208 171V174H206L205 175V177L206 176H208V177H210V178H213V173H212V171L210 170V164L209 163H207V161H206V159L203 157V156H200L199 158L198 157ZM221 158H223L222 160H224V161H222L221 159H219L220 157ZM148 157H149V159H150V162L151 161H154V158L155 157H160L159 159H158V162H159V165H161L163 168H164V170H163V172H162V169L163 168H160L161 166H157V167H159L160 169H158L155 165L157 164V163H155V161H154V164H151L150 165V168H149V163L147 162V161H145L146 159L148 160ZM167 157V158H166ZM87 158V160H89ZM170 158V159H169ZM209 158V159H208ZM216 158H218V159H216ZM94 160H96V158H93ZM93 159H91V161L92 162H94L93 161ZM144 160L145 162H146V164H144L145 162H142L141 160ZM157 159V158H156ZM198 159H199V161H198ZM214 159H216L217 160V162H216V160L214 161ZM227 159V160H226ZM87 160L85 161V162H87ZM205 160V161H204ZM98 160H96L95 161V165H98L97 167H99L100 168V166H101V168H100V170L103 168L104 169V166H102V164H100L99 165V163L97 162ZM213 161V162H212ZM227 161V162H226ZM252 161L254 162H256V163H260V164H256L255 162L254 163H252ZM98 164H97V163ZM129 162V161H128ZM157 162V161H156ZM171 162H169V163H171ZM212 162V163H211ZM224 162V163H223ZM89 163H90V160H89ZM89 163H87L88 164V167H89ZM151 163H153V162H151ZM226 163V164H225ZM250 163V165H248ZM82 164H84L85 165V163H82ZM81 164V166H79L80 167V169H78V170H80V171H78V185L79 186H77L78 188V190L80 191V193H81V191H82V194L83 195H88L89 193L92 195L93 193H96L95 191H96V188H94L95 186L94 185H91V183L92 184H95V183H99V182H102L103 183V181H107L108 179H111L112 177L110 176L111 175V172H113L112 170L110 171V172H108L110 175H108V173L106 172V171H99V168L96 170V171H99V175H97L96 173H95V175L96 176H94V171H93V169H90V170H88V167H86L85 168V166L84 165H82ZM87 164H86V166H87ZM125 164V165H124ZM122 163L121 165L120 164H118V165H116V167L117 166H121V167H123L122 165H124V166H126L127 165V162H125V163ZM132 162H129L128 163V165L125 167V169H128V167L130 168V167H132V165H136V164H132ZM192 164V165H191ZM194 164V165H193ZM230 164H232V165H230ZM91 165V164H90ZM153 165V166H152ZM191 165V166H190ZM210 165V166H209ZM220 165V166H219ZM218 166L221 168V164H219ZM82 166H84V167H82ZM138 166V165H137ZM136 166V167H137ZM138 166V167H139ZM144 167V169H146L147 167V169H148V171H147V169L146 170H144L143 169V167ZM199 166V167H198ZM255 166H257V168L259 169V171H258V169L255 167ZM91 167V166H90ZM89 167V168H90ZM94 167V163H92V167L91 168H93ZM109 167H111V165H109ZM112 167H115V166H112ZM152 167V168H151ZM216 167H217V165H216ZM219 167H217V169H219ZM252 167V168H251ZM81 168H82V170H83V168H85V169H87V170H83V172H82V170H81ZM141 168H142V170H141ZM167 168V169H166ZM132 169H135V168H133L132 167ZM169 169H171L172 171H170ZM242 169V170H241ZM181 170V171H180ZM182 170L186 173V175H184L183 173H182ZM256 170V171H255ZM84 171H86L85 173H84ZM87 171L89 172L90 171V173H92L93 174V177H91L90 175H89V173H87ZM131 171V170H130ZM142 171V172H141ZM143 171H145V172H143ZM264 171V170H263ZM79 172H82L83 174H86L85 176L83 175V174H81V173H79ZM104 172H106V173H104ZM115 172V171H114ZM113 172V173H114ZM128 171H124L123 173H127ZM176 172H181L183 175H184V178L186 177H188V179H185V185L184 184H179L178 182H174V173H176ZM257 172V173H256ZM112 173V175H113V177H115L114 176V174L116 173H114L113 174ZM129 173V172H128ZM131 173H132V171H131ZM143 173V174H142ZM171 173V174H170ZM255 173H256V175H257V177H256V175H255ZM259 173H261L262 175L260 176V174ZM104 174V175H103ZM105 174H106V176L108 175L109 176V178L107 179V180H105V179H103L102 177L104 176L105 178H106V176H105ZM124 174V176H120V174H118L117 173V176L116 177H120V178H123L122 180H124V181H122L121 180V182H126V179H127V177L128 176H126ZM81 175H83L82 177H80ZM87 175H89V176H87ZM170 175V178H171V180H169V176ZM210 175V176H209ZM215 176H214V180H215V182L216 183H220L221 182V178L219 179V176L217 175V174H214ZM240 175H239V177H240ZM245 175V176H244ZM101 176V177H100ZM218 178H217V177ZM83 177H86V179H84V181H86V183H87V185L85 184V182L83 183L82 181L83 180H81ZM87 177H89V180H90V178L91 179H94L93 181L92 180H87L88 178ZM97 177H98V179H99V177L101 178V179H103V180H100L99 179V181H98V179H97ZM115 177V178H116ZM126 177V178H125ZM144 177V178H143ZM168 177V178H167ZM196 178H197V180H199V181H201V182H205V180H204V177L202 178V176H201V178L203 179H199V177H197V176H195ZM245 177V178H244ZM261 177V178H260ZM96 178V179H95ZM120 178H116V180L118 179H120ZM147 178L149 179V180H147ZM196 178H194L195 180H196ZM167 179L169 180L168 182H169V184H168V182H167ZM81 180V181H80ZM97 180V181H96ZM130 180V179H129ZM131 180V181H132ZM190 180V181H189ZM88 181L90 182V183H88ZM96 181V182H95ZM120 181V180H119ZM171 181H173V182H171ZM188 181V182H187ZM95 182V183H94ZM137 182V183H138ZM144 182H145V184H144ZM163 182V183H162ZM81 183H83L82 185H84L85 184V186H83V188H82V185H81ZM101 183V184H102ZM89 184V185H88ZM136 184V183H135ZM149 185V186H148ZM164 185V186H163ZM179 185H180V187H179ZM184 185V186H183ZM91 186H92V188H91ZM142 186V185H141ZM148 186V187H147ZM178 186V187H177ZM182 186L184 187V188H182ZM81 187V190L79 189ZM173 187H175V188H173ZM177 187V188H176ZM252 187V188H251ZM94 188V189H93ZM161 188V189H160ZM245 188V189H244ZM246 188H247V190H246ZM255 188V190H252V189H254ZM83 189V190H82ZM182 189H183V191H182ZM187 189V188H186ZM198 189V188H197ZM201 188H199L198 190H200ZM203 189V188H202ZM201 189V192H199L198 191V193H200L199 195L200 196H202L201 194L203 193V190ZM249 189V190H248ZM85 190V191H84ZM157 190H159V191H157ZM161 190V191H160ZM177 190H178V192H177ZM179 190H180V192H183V193H179ZM243 190H245V191H243ZM251 190H252V192H251ZM86 191H89L88 192V194H86ZM90 191H92V192H90ZM155 191V190H154ZM170 191V192H169ZM253 191H254V193H253ZM84 192V193H83ZM167 192H169L170 193V196H171V194H173L172 196H171V198H170V196H166V194H167ZM245 192H248V194L247 193H245ZM250 192V193H249ZM157 193V194H158ZM179 193V194H178ZM181 194H183V195H181ZM227 194V193H226ZM232 195V197H230L231 195ZM246 194V195H245ZM181 195V197L179 198V196ZM196 195H197V192H196ZM158 196V197H159ZM254 196V197H253ZM170 199H169V198ZM189 197H190V199H189ZM228 197H230L231 199H229ZM258 197V198H257ZM128 198V197H127ZM176 198V199H175ZM238 198V199H237ZM163 199H162V201H163ZM229 199V200H228ZM255 199V200H254ZM127 200H130V201H132V198L130 199H127ZM186 200H187V202H186ZM231 200V201H230ZM234 200L237 202H234ZM129 201V202H130ZM148 201V200H147ZM174 201H172V202H174ZM165 202V201H164ZM185 204H184V203ZM220 202V203H219ZM230 202H232V203H230ZM175 203H176V201H175ZM183 203V204H182ZM203 203V204H202ZM260 205H259V204ZM177 204H178V202H177ZM231 204V205H230ZM262 204V205H261ZM184 205H187V206H184ZM215 205H217V207H215ZM220 205H221V207H220ZM225 205H226V207H228V209H230V211H232V213L231 212H229V210L225 207ZM228 205V206H227ZM239 205V206H238ZM244 206V208L242 209L241 207H243ZM251 205V206H250ZM222 206H224V209H223V207ZM241 206V207H240ZM253 206V207H252ZM233 209H232V208ZM116 211H119L120 210V207L119 206H117V205H115L114 207H113ZM175 208H177V207H175ZM226 208V209H225ZM237 208H238V211L240 212V213H238V211H237ZM242 210H240V209ZM184 209H183V211H184ZM219 209H221V216L219 215L220 214V212H219ZM177 210H176V212H177ZM216 210V211H215ZM225 210H228V212H229V215H233V212H235L236 214H238V216L236 215V214H234L235 215V217L234 216H232V218L228 215V212L226 213V211ZM254 210V209H253ZM212 211H214V212H219V213H217V221L219 222V223H221V222H223V224L221 223L220 225L221 226H219L218 225V222L217 221H215L216 219H215V217L213 216V212ZM225 211V212H224ZM237 211V212H236ZM185 213H187L188 215H186ZM223 213H226L228 216L227 217H230L229 218V220H227V221H225V219H227V217H226V215H223ZM223 215V216H222ZM224 216L226 217V218H224ZM194 218V219H193ZM191 219H193V220H191ZM197 219V220H196ZM232 219V220H233ZM256 219H258V222H257V220ZM184 220V221H185ZM195 220V223H193V224H197L196 225V227H195V225H192V223H189V222H193ZM222 220H224V221H222ZM179 221H178V223H179ZM198 221V222H197ZM256 221V222H255ZM204 222V223H203ZM217 222V223H216ZM188 223L190 224V225H192V226H190L189 227V225H188ZM201 223V224H200ZM214 223H215V225H214ZM227 223H229V225L227 224ZM203 224V225H202ZM211 224H212V226H211ZM225 224H227L226 226H225ZM256 224V225H255ZM188 227H187V226ZM245 226L243 227V229H244V231H245V229H247L246 228V226H248V228L249 227H251V226H249L248 224L246 225V224H244ZM254 225H255V228H254ZM187 227L185 230H184V228L185 227ZM195 228H194V227ZM217 226V227H216ZM213 227V228H212ZM219 227H220V229H219ZM222 227V228H221ZM225 229H227V230H225ZM184 230V231H183ZM233 231V230H232ZM246 231H248V230H246ZM250 231H252L251 229H250ZM221 232V233H220ZM259 234H258V233ZM261 232H262V230H261ZM187 233V234H186ZM233 233V235L235 234V232H232ZM237 233H240V232H237ZM252 233L250 234L251 235V237H249V239H247V241L246 240H244L245 242H248L249 240V242L250 243H248V244H246L248 247H246V245H242V243H241V245L242 246H240L239 248H241L240 250H242V247L244 246V248L246 249V248H248L246 251L247 252H244V253H246V254H244V255H246V256H242V254H240V256H238V258L240 259V258H242V257H245L244 259H240L239 261L241 262V263H243V264H258L259 262H262V261H264V248L263 249H260V250H258V248H257V243H258V238L260 237V236H258L257 237V239H256V236H255V240H257V243L254 241V237L252 236ZM225 234V235H224ZM186 235V236H185ZM220 235H221V237H220ZM218 236H219V238H222V239H219V241H218ZM222 236H224V238L222 237ZM205 239V240H204ZM209 241V243H211V246H210V244L208 245V247H204V245H206L205 244V242H208L207 240ZM215 239H216V241L217 242H219V243H217L216 241H215ZM253 239V240H252ZM221 240V241H220ZM145 241V240H144ZM154 241H156V240H154V239H151V238H148V243L145 241L144 243H145V246H147L146 247V249H147V252H152V251H158V250H154L153 248H157L159 245L156 243V242H154ZM243 241V243L245 244V242ZM252 241V242H251ZM204 242V243H203ZM216 242V243H215ZM253 242H255V243H253ZM202 243H203V245H202ZM252 243V244H251ZM158 246H157V245ZM216 244H218V246H217V248H218V250L215 248L216 247ZM254 244H255V246L256 247H254ZM165 245H167V247L165 246ZM253 245V246H252ZM150 246V247H149ZM181 246V247H182ZM207 246V245H206ZM215 246V247H214ZM251 247V248H250ZM167 248V249H166ZM206 249L207 250V253H209V255L208 254H206V255H204L205 257H202L203 256V254H205V252H206V250H204L203 251V249ZM255 248H257V249H255ZM151 249V250H150ZM214 249H216V250H214ZM250 249V250H249ZM167 250V251H166ZM210 252H209V251ZM222 250V251H221ZM249 250V251H248ZM262 250V251H261ZM171 251V250H170ZM184 251V256H185V258H184V256L182 255L183 252ZM221 251V252H220ZM239 251V250H238ZM243 251V250H242ZM187 252V253H186ZM179 253V254H180ZM212 253H214V254H212ZM217 253V254H216ZM263 253V254H262ZM220 254V255H219ZM260 254V255H259ZM161 255V256H160ZM190 255H191V257H190ZM213 255V256H212ZM215 255H217V256H215ZM144 257H141V259L143 260L142 261V264L144 263V264H147V256H145V255H143ZM159 256L161 257L160 259H159ZM215 256V257H214ZM259 256H263V257H259ZM165 257H167V258H165ZM190 257V258H189ZM197 258V260H198V262L196 263V261H195V259H193V258ZM201 257V259H198V258H200ZM212 257H214L213 259H212ZM224 257H225V259H226V261H224L225 259H224ZM230 257V258H229ZM258 257V258H257ZM163 258H165V259H163ZM215 258V259H216ZM223 258V260H221ZM233 258V257H232ZM260 258H263L262 260L260 259ZM190 259H193V261H191L190 262ZM203 259V261H202V263H201V260ZM228 259V260H227ZM188 260V261H187ZM199 261H200V263H199ZM213 261V262H212ZM252 261V262H251ZM146 262V263H145ZM160 262L158 263V264H160ZM168 262V261H167ZM178 262V263H179ZM167 264V263H166ZM194 264V263H193ZM205 264V263H204ZM233 264H236V263H233ZM264 264V263H263Z\"/></svg>","mask_w":264,"mask_h":264},{"label":"crops","instance_id":"crops-1","mask_svg":"<svg viewBox=\"0 0 264 264\" xmlns=\"http://www.w3.org/2000/svg\"><path fill=\"white\" fill-rule=\"evenodd\" d=\"M103 49L149 56L264 54V0H16L0 3V63Z\"/></svg>","mask_w":264,"mask_h":264},{"label":"built area","instance_id":"built-area-1","mask_svg":"<svg viewBox=\"0 0 264 264\" xmlns=\"http://www.w3.org/2000/svg\"><path fill=\"white\" fill-rule=\"evenodd\" d=\"M16 0H0V3H6V2H15ZM182 54H188V55H196V56H200V55H204L206 54L202 49L200 48H194L191 49L185 53ZM28 57L24 56V55H18L17 57H15L13 60H21V59H27ZM245 176V175H244ZM245 178V177H244ZM245 179H243L242 177V183L244 182ZM215 207H217V205H215ZM259 227H261L262 232L259 231V235L260 237L258 238V243H257V248L258 249H263L264 248V212L262 213V216L260 217L259 220ZM227 230V229H225ZM226 233H228V230L226 231Z\"/></svg>","mask_w":264,"mask_h":264}]
</instances>
